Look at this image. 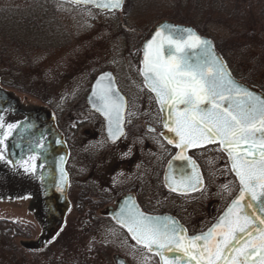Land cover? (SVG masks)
<instances>
[{
  "label": "snow or ice",
  "instance_id": "6c2138e0",
  "mask_svg": "<svg viewBox=\"0 0 264 264\" xmlns=\"http://www.w3.org/2000/svg\"><path fill=\"white\" fill-rule=\"evenodd\" d=\"M75 2L109 10L123 8V0ZM143 51L145 84L165 113L163 128L173 134L160 135L180 150L173 159L187 161L191 168V172L177 170L169 162L167 187L182 194L201 191L203 176L186 153L218 143L231 160L241 190L216 224L200 235H187L172 217L147 214L132 197L114 218L136 244L159 256L162 264H264V98L239 84L212 43L191 28L163 24ZM92 97L93 107L107 120L109 138L124 136L127 101L110 73L97 79ZM17 127L5 125L0 116V129H6L0 134V160L7 159L5 140ZM36 147L43 149L44 144L38 142ZM38 156L29 155L19 166L36 171Z\"/></svg>",
  "mask_w": 264,
  "mask_h": 264
},
{
  "label": "flooded vegetation",
  "instance_id": "af4514ba",
  "mask_svg": "<svg viewBox=\"0 0 264 264\" xmlns=\"http://www.w3.org/2000/svg\"><path fill=\"white\" fill-rule=\"evenodd\" d=\"M155 26L148 31L143 41L149 38ZM143 43L136 50V60L130 66L103 67L104 70L91 76L89 85H84V89L70 93L81 100V106L76 109L80 119L73 117L67 130L62 129V122L53 109L57 129L64 135L68 150L64 170L68 176L67 197L70 208L59 234L68 228L66 231L72 237L83 236L89 240L95 239L96 243L115 240V252L87 250L85 253L86 256L105 261V264H109V260L113 264H162L159 256L136 244L127 229L114 218V214L129 197L134 198L140 209L147 214L172 217L187 230V235L195 236L212 228L241 190L238 179L231 170V160L218 143L190 148L186 153L196 162L203 176L204 187L201 191L182 194L167 187L165 177L168 164L173 162V157L180 150L169 145L160 135L166 131L163 128L164 115L155 93L148 89L141 73ZM105 71L112 72L117 87L127 101L125 135L115 140L110 139L107 134L105 118L87 104L93 81ZM246 82L251 84L248 80ZM263 93L261 91L258 96L264 98ZM12 96L16 98L14 94ZM18 104L22 110L33 109L21 102ZM19 106L6 108L1 115L5 125H18L8 136L19 131L24 143L27 139L34 145L43 143V137L44 140L50 139L49 130L44 132V124L34 120L29 125L24 122L25 115L20 112ZM150 128L155 131H149ZM161 144L164 145L163 148L160 147ZM35 153H39L38 150ZM28 156L6 157L3 160L2 181L3 184L15 186V191H19V185H23L28 191L32 189V192L39 195V181L45 165L40 163L38 156L34 162L36 171H25L18 162L26 160ZM8 160L12 163H8ZM173 168H184L191 172L187 161H177ZM24 243L27 242L21 244L25 245ZM44 248L35 250L25 247L28 251L39 253Z\"/></svg>",
  "mask_w": 264,
  "mask_h": 264
},
{
  "label": "rangeland",
  "instance_id": "374dc122",
  "mask_svg": "<svg viewBox=\"0 0 264 264\" xmlns=\"http://www.w3.org/2000/svg\"><path fill=\"white\" fill-rule=\"evenodd\" d=\"M125 2L123 11L109 13L66 0H0V15L7 17L18 35L29 30L27 17L38 19L42 14L44 19H38L35 25L45 24L44 32L40 27L29 31L35 44L30 57L34 64V87L28 92L4 87L26 107L54 109L65 131L73 117L79 118L76 109L81 106V100L71 92L84 89L91 76L106 66H130L148 31L158 22L165 19L176 22L175 17L188 16L195 25L207 23L206 36L214 44L220 42L231 49L225 60L237 79L248 80L264 90V25L258 16L259 0H245L252 4L251 11L245 13L252 20L241 25L235 20L223 23L214 11L210 12V18L208 11L201 13L202 0H196L195 7L189 4L191 0ZM244 27L250 28L251 33L244 34ZM15 189L13 185L3 184L0 176V218L20 223L29 232L12 241L20 250L17 253H12L13 247L0 235V264H105L85 253L87 250L115 252V240L96 243L95 239L72 237L66 231L68 228L40 253L26 250L21 243L36 241L44 232L40 197L23 185H19V191ZM109 264H113L111 260Z\"/></svg>",
  "mask_w": 264,
  "mask_h": 264
},
{
  "label": "water",
  "instance_id": "95a60500",
  "mask_svg": "<svg viewBox=\"0 0 264 264\" xmlns=\"http://www.w3.org/2000/svg\"><path fill=\"white\" fill-rule=\"evenodd\" d=\"M69 1L76 3L75 0H69ZM124 1L125 0H123V6L125 3ZM76 4L93 6L96 9H99L102 11H108V12L121 11L123 9L122 8V9H118V10H109V9H105L102 7H97L94 3H87V4L86 3H76ZM163 24L173 25V26H176L178 28H191L199 36H201L204 39L209 40L212 43V45L214 46L212 39H210L209 37L201 35L191 25H184V24L174 23L173 21L171 22L169 20H162L160 23H158L155 26L154 30H152V33L149 36V38L146 41H143L144 43L142 45V51L144 50L146 43L153 37L155 32L158 30V28ZM214 50H215L216 54L219 57H221L223 59V61L226 63L224 57L215 49V46H214ZM143 56H144V51H143V55H142V61H143ZM226 66L228 68L227 63H226ZM142 69H143V64H142V68H141V73L143 74ZM105 73H110L112 75V77L114 78L115 87L119 90V88L116 85L115 77L112 74V72L105 71V72H102L101 74H99L95 78V80L93 81L91 91L87 97V104L89 105L88 107H90L93 110L95 108L93 107V99L94 98L92 97V92L95 90L97 79L102 74H105ZM230 73H231V71H230ZM231 75L243 87L248 88L250 91L254 92L257 95L259 93H261V90L259 88L254 87V86H252V85H250L244 81H241V80L235 78L232 73H231ZM119 93L121 96H123L120 90H119ZM263 96H264V93H263ZM17 99L18 98L13 97L12 94L9 93L8 91H6L5 89L0 88V116L3 114V112L6 108H10L11 106H19V104H18L19 100H17ZM125 100H126V98H125ZM19 108L21 109L20 112L25 115L24 122L27 125L30 124L31 120L37 121V123H41V124L45 125L46 128L44 129V132H45V130L48 129L50 134H51L50 139L44 140V137H43V140H42V141H44L43 142V144H44L43 149L37 148L33 142L27 141V139L25 140V143H24L19 131H16L15 134L12 136H8V138L5 140V144L7 145V151L5 152L6 157H9L11 155H13V156H22V155L28 156V154L31 155L38 150L39 161L42 165H45L44 170H42L43 171L42 177L39 181V184H40L39 197L41 200L40 201L41 202V209L39 212H40L42 222L44 223V226H45V231L43 232L42 236L40 237V239L38 241L24 243L25 244L24 246L28 249L40 250V249L44 248L46 246V244H48V242L50 243V241L59 234V231H61V229L65 223V218H66V215H67L69 208H70V203H69V200L67 197V179H68V176H67L66 171L64 170L66 158L68 156V150L66 149L67 145H66V142L64 139V135L61 133V131L59 129H57L58 127L56 125L52 109H50L48 106H43V108L42 107L33 108L32 110H29V111L22 110L23 108L21 106H19ZM95 111H96V109H95ZM98 113H100V112H98ZM163 115H165L164 112H163ZM105 121H106V126H107L106 118H105ZM27 131H28V129L25 130L26 133H27ZM106 131L108 134L107 129H106ZM3 133H4V130L0 129V134H3ZM164 134L168 135V136L173 135L171 133H168L167 130L164 132ZM4 163L5 162L3 160H0V176H1V178H2L1 172L3 171ZM176 163H177V160L173 159L172 165L174 166ZM61 169H63V173L61 172ZM65 179H66V182H65ZM238 182H239V180H238Z\"/></svg>",
  "mask_w": 264,
  "mask_h": 264
},
{
  "label": "trees",
  "instance_id": "16d2710c",
  "mask_svg": "<svg viewBox=\"0 0 264 264\" xmlns=\"http://www.w3.org/2000/svg\"><path fill=\"white\" fill-rule=\"evenodd\" d=\"M188 1V0H187ZM196 0H191L190 5H196ZM200 4V1H199ZM252 4L249 2L248 4L245 3V0L239 1L236 0H202L200 5L201 13L208 11L210 18V12L214 11L218 14L220 21L223 23L227 22L228 20H235L237 25H241L242 22H248L252 19L247 17L245 13L251 11ZM259 20H261L262 24L264 25V0H259ZM249 10V11H248ZM213 12V13H214ZM215 13V14H216ZM179 18L175 17L176 22L182 24H188L193 26L191 18L188 16H178ZM19 18L16 17V20ZM39 20L44 19V15L41 14L38 18ZM35 17H27V26L29 30L23 32V34H17L14 30V26L8 24L7 17H3L0 15V81L1 84L5 87L14 88L18 90H23L28 92L32 90L35 84L34 78V64L32 62L31 53H34L32 49L35 47L33 44V40L31 39V34L29 33L30 29H36L40 27V31L44 32L45 24L42 22L39 27L35 25L36 21L38 20ZM7 20V21H6ZM21 21V20H20ZM207 23H203L201 25L193 26L194 29H197L201 34L206 36L207 30L205 29ZM25 28V27H24ZM246 35L251 33V29L244 27ZM34 37V35H33ZM34 46L33 48H31ZM215 49L224 57L226 58L228 52L231 51L230 48H225L222 43H215ZM21 60L26 61L27 63H20ZM20 61V62H19ZM27 68L24 69V66ZM30 87V88H29ZM28 229H26L22 224L17 223L13 220L9 219H0V235L2 238L6 239L10 245V248L13 247L11 250L12 253L20 252L19 248L14 241L17 237H24L28 235ZM13 243V244H10Z\"/></svg>",
  "mask_w": 264,
  "mask_h": 264
}]
</instances>
